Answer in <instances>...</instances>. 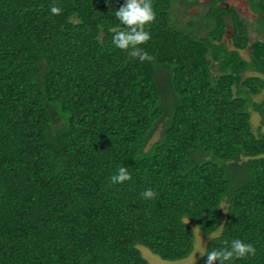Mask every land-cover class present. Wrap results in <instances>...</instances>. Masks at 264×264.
Returning a JSON list of instances; mask_svg holds the SVG:
<instances>
[{
    "label": "trees",
    "instance_id": "obj_1",
    "mask_svg": "<svg viewBox=\"0 0 264 264\" xmlns=\"http://www.w3.org/2000/svg\"><path fill=\"white\" fill-rule=\"evenodd\" d=\"M245 1L258 37L227 0H151L122 50L124 0H0V264L180 260L194 224L264 264V0Z\"/></svg>",
    "mask_w": 264,
    "mask_h": 264
},
{
    "label": "clouds",
    "instance_id": "obj_2",
    "mask_svg": "<svg viewBox=\"0 0 264 264\" xmlns=\"http://www.w3.org/2000/svg\"><path fill=\"white\" fill-rule=\"evenodd\" d=\"M60 9L56 6L51 8L53 14H58ZM115 17L119 19V23L124 25L127 30L115 31L112 37V43L119 49H135L136 46L143 44L150 38V34L145 30V25L155 19L151 0H124V3L114 10ZM151 59V57H141V59ZM130 179V173L126 167H119L117 172L112 175L113 183H123ZM155 193L152 189H145L142 198L154 197ZM226 247L218 250L200 251L201 255L206 253L205 264H214L219 260L221 264H231L233 258H246L254 255L255 246L245 243L240 238H234L231 241H224ZM194 262V261H193Z\"/></svg>",
    "mask_w": 264,
    "mask_h": 264
},
{
    "label": "rangeland",
    "instance_id": "obj_3",
    "mask_svg": "<svg viewBox=\"0 0 264 264\" xmlns=\"http://www.w3.org/2000/svg\"><path fill=\"white\" fill-rule=\"evenodd\" d=\"M202 2L204 0H201ZM227 6H234L239 14L243 17L244 22L248 25L249 28V34L252 38L258 37L259 35L256 34L255 27H257V24L254 22L256 18V14L252 11V9L249 7L247 1L245 0H227ZM202 4L192 6L188 8L189 13H192L189 15V17H192L202 10ZM260 27L261 25L258 24ZM229 36V32L227 31L226 36ZM229 38V37H228ZM242 53L244 55H247V50H243ZM258 100L264 99V93H260V95L257 97ZM260 115L258 113H253L252 116V126L255 132L257 131H264V124L260 123ZM260 123V124H259ZM261 125V127L259 126ZM194 235H195V241H194V248L191 254L184 259L180 260H174V261H168L160 258L158 255L154 254L152 251H150L145 246L138 245L137 247L141 251L142 255L148 260L150 264H197L200 257L202 256L199 251H204L206 243L216 236L218 234V231L213 232L209 235L204 234L199 227L194 224ZM194 261V262H193Z\"/></svg>",
    "mask_w": 264,
    "mask_h": 264
},
{
    "label": "bare ground",
    "instance_id": "obj_4",
    "mask_svg": "<svg viewBox=\"0 0 264 264\" xmlns=\"http://www.w3.org/2000/svg\"><path fill=\"white\" fill-rule=\"evenodd\" d=\"M190 34V33H189ZM191 38V37H190Z\"/></svg>",
    "mask_w": 264,
    "mask_h": 264
}]
</instances>
